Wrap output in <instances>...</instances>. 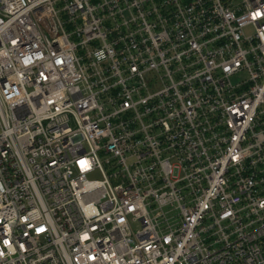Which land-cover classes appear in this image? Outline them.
<instances>
[{"label": "built area", "instance_id": "1", "mask_svg": "<svg viewBox=\"0 0 264 264\" xmlns=\"http://www.w3.org/2000/svg\"><path fill=\"white\" fill-rule=\"evenodd\" d=\"M0 264H264V0H0Z\"/></svg>", "mask_w": 264, "mask_h": 264}, {"label": "rangeland", "instance_id": "2", "mask_svg": "<svg viewBox=\"0 0 264 264\" xmlns=\"http://www.w3.org/2000/svg\"><path fill=\"white\" fill-rule=\"evenodd\" d=\"M250 32H251V29H248L247 33H250ZM93 177L96 178V179H99V176H97V174L93 175Z\"/></svg>", "mask_w": 264, "mask_h": 264}]
</instances>
